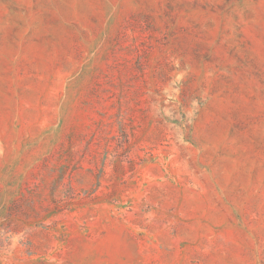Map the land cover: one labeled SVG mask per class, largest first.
Masks as SVG:
<instances>
[{
	"label": "rangeland",
	"instance_id": "obj_1",
	"mask_svg": "<svg viewBox=\"0 0 264 264\" xmlns=\"http://www.w3.org/2000/svg\"><path fill=\"white\" fill-rule=\"evenodd\" d=\"M0 264H264V0H0Z\"/></svg>",
	"mask_w": 264,
	"mask_h": 264
}]
</instances>
